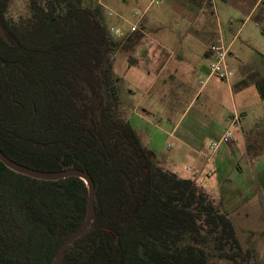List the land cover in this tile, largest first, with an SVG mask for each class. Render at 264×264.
<instances>
[{
    "label": "trees",
    "instance_id": "trees-1",
    "mask_svg": "<svg viewBox=\"0 0 264 264\" xmlns=\"http://www.w3.org/2000/svg\"><path fill=\"white\" fill-rule=\"evenodd\" d=\"M9 3L0 0V151L40 171L80 169L95 187L93 219L59 264H208L210 244L238 264L221 203L167 170L115 115L113 57L143 34L116 39L94 0H29L17 20ZM255 85L264 100V76ZM87 197L79 177L36 179L0 161V264H52Z\"/></svg>",
    "mask_w": 264,
    "mask_h": 264
},
{
    "label": "rangeland",
    "instance_id": "rangeland-1",
    "mask_svg": "<svg viewBox=\"0 0 264 264\" xmlns=\"http://www.w3.org/2000/svg\"><path fill=\"white\" fill-rule=\"evenodd\" d=\"M94 1H98L103 6L106 14L105 21L108 28L112 26L120 27L124 31H128L129 23L134 21L131 13L134 11H142L146 8V18H144L143 22L144 29H146V33H149V29L156 30L152 35L150 34L151 36H145L143 39L140 38L137 41V43L145 41V43L149 45V51L144 56L154 59L152 67L149 68L147 73L141 67L143 56L140 54L137 47L134 49H130L132 46L126 47L125 49L121 48L114 55L112 63V75L114 78H118L117 83L115 81L119 100V109L115 112L117 117L121 116L124 120H127L131 114L128 105L133 101L136 102V100L140 98L142 86L147 85L152 80L154 81L153 89L148 95V98L146 97L137 108L138 112L142 113L149 121L137 120L138 118L136 116L134 117L137 120V132L142 144L144 146L146 144L151 150L154 149L155 153L158 149L162 150L160 152L166 153L168 150L164 146L166 144H174L172 138L162 135L159 131L163 127H168L169 130H172L173 123L167 122L168 115L174 116L173 118L175 120L173 122L180 118L176 135H181L183 134L184 125L187 123V120L194 110L197 108L205 109L202 116L204 118H209L212 114V110L219 108V103L214 98L207 101L204 94H201L199 97L197 96L198 94L192 96L189 91L175 96L171 90H168L164 95L159 94L161 97H158L159 79L167 76L168 72L175 67L180 68V70L187 75L193 68V64H190L187 58L201 57L203 59L206 57L202 52L201 55H198L199 49L196 41H190V38L194 36L185 34L186 22L188 19L184 17L182 13H188L189 16H192L198 12H203L206 17L212 19L211 26L213 28L217 30V28L226 26L224 28H230L232 32L230 36H232L242 26L248 14V10H250L257 1V6L254 9V17H258L264 12V0H161L159 4H154L150 2L151 0ZM109 10L113 11L114 15L108 16L107 13ZM214 13L218 15L219 21H216ZM236 13L239 15L238 17H234L237 18V20L233 19L228 22V17L232 15L236 16ZM29 14V0H10L7 16L12 20L20 19ZM254 20L255 19L252 18L245 21V28L243 29L244 35L240 33L236 38L235 44L240 45L242 43L246 29L250 28V44L259 50L260 53L264 54L263 22H260V24L262 23V27H259L253 24ZM159 22H163V25L168 26L167 29H165V35L160 30H157ZM168 29H176L180 34L169 39V44L177 45H170L167 49L168 53L172 49L178 50L183 47V54L186 55V58L184 61H181L172 57L168 67L161 74L159 79H156L157 69L165 57L160 54L159 50L161 48L158 46L157 42L163 41L164 36L172 35ZM113 36L116 39L124 37ZM206 38L207 37H204V39ZM175 39H177L178 42H174ZM191 43H194V47L189 50L188 45ZM208 44L210 43L207 42L205 45ZM175 52L178 53L179 51ZM132 58L137 59L138 63L131 65ZM207 62L206 60L204 64ZM129 77H139L141 79L137 81L138 89L132 86ZM130 90L136 93L132 95ZM131 96L133 98L132 100L129 99ZM148 103L153 104V110H142ZM252 109L254 113H259L260 115V112L262 110L264 111V103L254 104ZM245 122L248 123L247 119ZM262 126L264 125H261V127ZM199 134L202 133L199 131ZM196 137L197 136H191L186 139L190 142ZM217 140L218 139L206 138L202 140L200 144L202 146H207L208 151H210L211 142ZM235 162L236 166L231 172H228V181L221 183L222 185L214 186L208 193L216 204L218 202L221 203V207L228 213L229 218L234 224L236 238L241 249L237 257L238 264H264V159L261 161L252 160L250 162L247 160L243 149L239 148L236 151ZM190 164V161L187 159L180 162V166L184 170L182 174L186 173V167ZM185 175L189 176L188 174ZM206 250L208 251V264H235L230 259L217 256L218 251L213 249L212 244L206 247ZM226 252H229V249H226Z\"/></svg>",
    "mask_w": 264,
    "mask_h": 264
},
{
    "label": "crops",
    "instance_id": "crops-1",
    "mask_svg": "<svg viewBox=\"0 0 264 264\" xmlns=\"http://www.w3.org/2000/svg\"><path fill=\"white\" fill-rule=\"evenodd\" d=\"M256 4L248 10V14L245 17L242 26L238 29L236 33L232 34L230 28H224L226 26L213 28L211 26L212 19L206 17L203 12H198L189 16L188 13H182L184 17L188 19L186 22V35H192L194 37L190 38L191 42L196 41L197 47L199 49L198 55H206L205 58H187V61L190 64H193V68L186 73H183L180 68L171 69L167 76L159 79L161 74L168 67L171 62L172 57L177 60L184 61L186 55L183 54V47L180 49H172L168 53L169 39L180 35L176 29H168L170 31L169 36H164L163 41L157 42L158 46L161 48L160 54L164 55V60L161 61L160 66L156 72V79H159L158 85V97L164 95L165 92L171 90L173 95L179 96L182 93L189 91L192 96L198 94L197 96H204L207 98V101L212 100L213 98L219 103V108L213 109L212 114L209 118H204L202 113L205 109L197 108L191 114L187 123L184 125L183 134L176 135V130L179 126L180 118L175 122L173 115H168L167 122L173 123L172 130H169L168 127H163L159 131L162 135L170 137L173 139L174 144H166L164 147L167 148V152H160L162 150L158 149L155 153V150H151L146 144H142L138 132H137V120H147L142 113H139L137 108L144 99L151 93L154 81H150L147 85L142 86L141 96L136 102L130 103L128 107L130 108V115L127 118V121L130 123L134 131L136 132L140 143L144 148H146L151 154L153 153L155 157L162 161L163 166L177 174L182 178H191L194 179L199 185H201L207 192L216 186L222 185L228 181V172L236 166L235 156L236 151L239 148H242L248 161L264 159V126H258L259 123L264 125V111L262 110L259 113H254L252 106L254 104H263L259 96V93L256 89L255 83L264 76V54L260 53L255 47H253L249 42V36L251 35V29L248 28L245 31V37L243 36L242 43L236 45L235 41L238 35L241 33L244 35L245 21L247 19L254 18V25L262 27L264 26V12H262L258 17H254V9L257 6ZM215 15L216 21H219L218 15ZM239 15L228 17V22L230 20H237ZM146 18V17H144ZM142 21V30L143 33L142 39L156 30L149 29L146 33ZM146 20V19H145ZM233 25V24H231ZM228 26V25H227ZM168 26L163 25V22L158 24L157 30L161 31L164 35L166 34L165 29ZM219 27V26H218ZM202 32V33H201ZM150 35V36H151ZM204 37H207L204 39ZM204 39V40H203ZM227 39V40H226ZM226 41V42H225ZM174 42H178L177 39ZM207 42L210 44L205 45ZM227 43V44H225ZM216 44H224L230 46V53L227 57L226 63L228 67L232 70L233 75L226 81L219 80L216 77H208V63L211 60L212 48ZM189 50L194 47V43L188 45ZM137 47L140 51V54L143 56L141 67L147 73L149 68L152 67L153 58H146V55L149 51V45L145 41L135 42L130 49ZM175 51H179L176 53ZM208 61L204 64L205 61ZM137 59L132 58L131 65L137 64ZM143 78V77H142ZM132 86L135 89L137 88V81L141 80L139 77H129ZM130 93L134 95L136 92L130 90ZM160 94V95H159ZM130 100H132L129 97ZM153 110V104L148 103L146 107H143L142 110L150 111ZM239 109V110H238ZM238 112L241 115V124L238 129L235 130L233 139L226 144H220L217 148L213 149L210 146V151H208L207 146H202L200 142L206 138L219 139L220 135L227 128L230 115L232 112ZM136 116L138 119L136 120ZM219 116V118H218ZM247 119L248 123L245 122ZM249 119V120H248ZM199 131L202 134H199ZM191 136H197L189 142L186 138ZM250 147L249 151L247 147ZM152 154V155H153ZM189 160L190 165L186 167V173L189 176L182 174L184 171L180 162L183 160ZM211 172V174H208Z\"/></svg>",
    "mask_w": 264,
    "mask_h": 264
},
{
    "label": "built area",
    "instance_id": "built-area-1",
    "mask_svg": "<svg viewBox=\"0 0 264 264\" xmlns=\"http://www.w3.org/2000/svg\"><path fill=\"white\" fill-rule=\"evenodd\" d=\"M150 2L159 4L161 0H151ZM147 9H143L142 11H134L131 13V16L133 17L134 21H131L129 23V29L128 31H124L120 27H110L109 30L111 34L115 36H126L134 33L135 31H141L142 30V21L145 17ZM108 16L114 15V12L109 10L107 13ZM230 53V46L224 45V44H216L212 48V56L211 60L208 63V77H216L219 80H228L232 75V70L228 67L226 60ZM241 124V115L234 111L230 115V121L227 126V128L224 130L222 135L217 141L211 142L210 146L215 149L220 144H226L229 143L233 139V135L236 129L240 127ZM208 174H211V172H208Z\"/></svg>",
    "mask_w": 264,
    "mask_h": 264
},
{
    "label": "water",
    "instance_id": "water-1",
    "mask_svg": "<svg viewBox=\"0 0 264 264\" xmlns=\"http://www.w3.org/2000/svg\"><path fill=\"white\" fill-rule=\"evenodd\" d=\"M0 35L3 37V39L7 40L1 26H0ZM8 43L10 42L8 41ZM0 161L6 167L12 169L13 171L27 175L32 178L43 179V180H58L60 178L74 176L81 178L86 183L88 190V197L86 203L85 220L83 224L76 231H74L59 247L57 253L55 254L52 260V264H59V261L63 256L67 246L70 245L74 240L80 237L87 230L91 220L93 219V214H94L93 202L95 198V187L92 178L89 176L87 172L77 168H68L60 171H40L37 169H32L11 160L7 156H5L1 151H0Z\"/></svg>",
    "mask_w": 264,
    "mask_h": 264
}]
</instances>
